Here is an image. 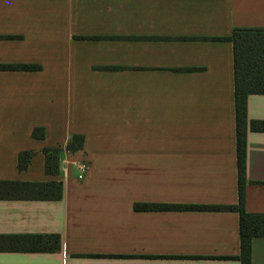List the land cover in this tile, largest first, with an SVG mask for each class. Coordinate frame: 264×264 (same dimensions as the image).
I'll return each instance as SVG.
<instances>
[{
    "label": "crops",
    "instance_id": "crops-1",
    "mask_svg": "<svg viewBox=\"0 0 264 264\" xmlns=\"http://www.w3.org/2000/svg\"><path fill=\"white\" fill-rule=\"evenodd\" d=\"M234 27L264 0H0V180L62 182L58 199L0 198V233H58V251L0 264H240ZM244 208L264 212V93L246 99ZM34 126L44 136H31ZM83 145L65 150L72 134ZM43 147L61 149L44 171ZM21 150H33L25 169ZM78 161L87 164L77 177ZM138 204V206H135ZM264 264V236L251 238Z\"/></svg>",
    "mask_w": 264,
    "mask_h": 264
},
{
    "label": "trees",
    "instance_id": "trees-1",
    "mask_svg": "<svg viewBox=\"0 0 264 264\" xmlns=\"http://www.w3.org/2000/svg\"><path fill=\"white\" fill-rule=\"evenodd\" d=\"M232 43L234 118L236 139L237 194L236 204H142L144 207H172L187 209H227L238 213L239 253L220 258H232L240 264H251V238L264 236V212H248L244 208L246 184V99L250 93H264V27H234L227 36L220 37ZM37 63H0V69L37 70ZM253 130L264 131V120H250ZM31 136L42 138L44 128L34 126ZM83 135L74 133L65 145V150L82 148ZM44 171L58 172L61 149L43 147ZM33 150H21L17 155V168L25 169ZM62 195V182L0 180V198L11 199H58ZM135 206H138L136 204ZM58 233H0V251H58Z\"/></svg>",
    "mask_w": 264,
    "mask_h": 264
},
{
    "label": "built area",
    "instance_id": "built-area-1",
    "mask_svg": "<svg viewBox=\"0 0 264 264\" xmlns=\"http://www.w3.org/2000/svg\"><path fill=\"white\" fill-rule=\"evenodd\" d=\"M77 177L81 179L87 170V164L84 161H78L75 165Z\"/></svg>",
    "mask_w": 264,
    "mask_h": 264
}]
</instances>
